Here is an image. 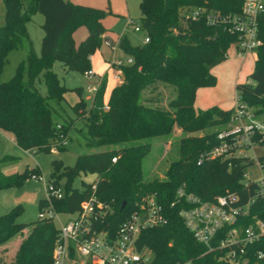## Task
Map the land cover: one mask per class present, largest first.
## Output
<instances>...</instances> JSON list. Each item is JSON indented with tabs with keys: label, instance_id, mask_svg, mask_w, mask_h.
Listing matches in <instances>:
<instances>
[{
	"label": "trees",
	"instance_id": "obj_1",
	"mask_svg": "<svg viewBox=\"0 0 264 264\" xmlns=\"http://www.w3.org/2000/svg\"><path fill=\"white\" fill-rule=\"evenodd\" d=\"M242 2L140 0L139 25L149 41L132 45L127 37H120L118 47L133 58V63L122 66V81L110 90L106 103L104 77L89 107L81 89L73 88L79 100L72 110L78 116L85 113L78 129L85 145L106 149L78 155L72 166L52 160L50 179L57 183L62 177L66 179L65 196L52 200L57 212L71 213L78 208L91 183L74 187L73 179L80 173H94L97 195L114 209L110 217L114 228L137 208L143 195H156L167 221L142 230L137 239L138 248L152 251L150 264H229L217 260L218 251L206 252L186 228L179 215L176 190L184 187L202 200L234 193L237 205L247 204L255 191L254 182H242L244 171L254 160L234 158L229 165V160L205 155L218 144L217 133L227 126L234 108H194L196 90L215 85L211 69L227 58V50L236 43L238 33L229 18L240 16ZM2 5L0 74L9 52L28 39L26 25L32 16L40 13L44 20L39 53L29 42V52L12 77L0 81V131L10 132L25 151L50 152L53 146L63 150L57 138L63 134L68 139L73 120L64 125L53 118L55 109L49 100L61 103L69 90L53 71V64L59 61L64 70L81 74L90 70V57L101 46L105 31L102 20L110 12L69 0H2ZM82 26L87 34L76 44L73 32ZM258 37L262 44L254 50V68L235 90L237 104L246 105L264 119V13L258 19ZM36 82L44 84V94ZM105 104L107 110L103 109ZM175 128L183 133L175 147L176 159L169 162L162 178L147 176L142 160L152 142L169 139ZM206 129L201 135L192 134ZM257 161L264 168V154ZM33 176H41L37 166L26 167L14 177H5L0 171V189L20 185ZM43 203L40 199L39 210ZM21 209L17 205L0 215V249L20 237L9 264H49L57 236L54 222L39 218L30 224L17 222ZM256 218L264 219V199L252 203L239 224L247 226ZM259 251H264V237L247 247L243 264H264V258L257 257ZM0 264H5L1 257Z\"/></svg>",
	"mask_w": 264,
	"mask_h": 264
},
{
	"label": "built area",
	"instance_id": "obj_2",
	"mask_svg": "<svg viewBox=\"0 0 264 264\" xmlns=\"http://www.w3.org/2000/svg\"><path fill=\"white\" fill-rule=\"evenodd\" d=\"M263 13L264 0H243L240 16L229 18L238 33L234 45L238 54L254 51L262 44L258 37V19ZM131 23L132 20L128 19L127 24ZM134 30L140 31V25H135ZM148 41V37L144 36L143 43ZM101 44L112 50L118 48L104 34ZM132 63L133 58L129 55L109 61L114 81L120 83L122 66ZM84 75L92 76L93 72L88 70ZM101 79L99 77L96 84L88 86L93 97ZM103 109L107 110L108 105L105 104ZM217 139L218 144L206 152V156L229 160V165L234 158L254 160L242 178L245 185L254 182L253 196L247 204L237 205L238 197L234 193L202 200L184 187H179L176 190V199L180 204L179 215L194 239L206 248V252H219V262L243 264L247 247L264 237V219H253L244 227L239 224V220L248 214L249 206L257 199H264V168L257 161L258 156L264 154V119L255 115L246 105H238L236 97L233 115L227 126L218 131ZM57 142L59 146L65 147L68 139L59 134ZM56 149L55 146L51 147L52 151ZM111 161L116 162V157ZM254 173L258 175L251 176ZM41 178L42 175L31 179ZM95 182L91 183L89 194L80 201L75 211L62 212L68 218L57 228L49 264H150L152 251L147 247L138 248L137 239L142 230L163 225L167 221L156 195H143L137 208L114 228L110 220L114 209L110 203L99 198ZM64 196V186L48 179L38 218L52 221L57 218L60 212L55 210L52 200ZM257 257L264 258V251H259Z\"/></svg>",
	"mask_w": 264,
	"mask_h": 264
},
{
	"label": "rangeland",
	"instance_id": "obj_3",
	"mask_svg": "<svg viewBox=\"0 0 264 264\" xmlns=\"http://www.w3.org/2000/svg\"><path fill=\"white\" fill-rule=\"evenodd\" d=\"M104 2L105 4L101 6V9L110 11L109 7H111V9L114 10V13H109L105 18V23L111 25L110 31L119 37H127L132 45L142 43L144 38L142 31L134 30V26L139 24L140 0H104ZM3 14L4 8L2 0H0V24L3 22ZM127 18L132 20L129 26L126 25ZM43 20V15L37 13L33 15L31 20L27 23L28 39H23L17 48L9 52L8 61L0 74V81H5L12 77L18 63L24 60L29 52V42H31L33 50L37 54L39 53L43 35V30L41 28ZM84 28L83 26L79 27L73 32V38L76 44L86 36V33L81 36L78 35L79 32L86 29ZM106 48L108 47L102 44L95 52L96 67L101 69L102 74L96 73L93 77L85 76L75 71H66L59 61H55L53 64V71L57 74L61 83L69 89L64 94V100L61 103L49 100L50 105L55 109L53 118L58 124L64 125L67 124L66 122L73 120V122H70L72 128L68 130V143L63 150L56 149L50 152L36 151L30 156L16 145L14 137L10 132L0 131V171L2 175L5 177H14L22 173L26 167L30 169L32 166H37L42 175L40 180L27 179L20 185L0 189V215L19 205L22 209L16 216L17 222L30 224L38 220L39 201L45 197V182L50 179L53 170L52 160H60L64 165L72 166L78 155L106 149L105 146L90 148L85 145L83 136L78 132V129L82 127V116H84L85 113H80L78 116L72 110V105L76 101L73 96H78V94L70 90V88L79 87L83 89L85 93L84 97L88 98V96L91 95V93L89 94L88 86L96 84L97 75H103V73H106V78L109 80L108 91H110L112 83H117L112 80V72L101 56L105 55V58L107 57L106 59L111 61L114 58H123L125 55L118 48L110 51L111 55H108V53H106ZM109 49L112 50L110 47ZM231 49H233V46L230 47V50ZM251 54L254 55V52ZM36 86L41 94L45 93V86L42 82H36ZM164 95L167 94L165 93ZM206 131H208V129L192 134L201 135ZM182 136L183 133L181 130L175 128L169 139L158 138L152 142L150 151L142 160L143 171L147 176H158L162 178L164 170L169 162L177 157L175 147ZM259 151L262 152V150ZM256 175H258V173H254L251 176L255 177ZM96 178L97 175L94 173H80L74 177L73 186L79 187L82 183H92ZM65 182L66 179L64 177L59 180V183L62 185H64ZM67 218L68 216L60 212L57 218L53 220L56 228L60 226L61 222L66 221ZM19 241L20 237H17L0 249V257L4 260L5 264H9L12 261L16 248L15 243Z\"/></svg>",
	"mask_w": 264,
	"mask_h": 264
},
{
	"label": "crops",
	"instance_id": "obj_4",
	"mask_svg": "<svg viewBox=\"0 0 264 264\" xmlns=\"http://www.w3.org/2000/svg\"><path fill=\"white\" fill-rule=\"evenodd\" d=\"M69 1L72 2L73 4H83V5L93 6V7H97V8L99 6H100L99 8H101V6H103V4H105L104 0H69ZM109 8H110L109 9L110 14H111V12L114 13V10H112L111 7H109ZM116 14H118V13H116ZM105 18L102 20V24L105 28V31L103 34L107 36V38L110 40V42L112 44H114L115 46H118V42H119L120 37L117 35H114L110 31L111 25H108L105 23ZM128 19H130V18L126 19V25L127 26H129L127 24ZM26 27H27V25H26ZM27 32H28V30H27ZM85 33L87 34L86 29L79 32L78 35L81 36ZM232 46H233V49L230 50V48H229L227 50V58L211 69V73L213 75H215V77H216L215 85L208 86V87H200L196 90L195 99H194V108L196 110H206L212 106H216V107H219L221 109H231V108L235 107V105H236L235 86L238 83L245 82L247 75H249L252 72V70L254 68V62L256 59V52L252 51V52H254V55L251 54L252 52H246L243 54H238L236 52L234 45H232ZM106 47H108V46H106ZM118 49H119V47H118ZM110 51H113V50H110L109 47L106 48V53H108V55H111ZM95 52L90 57V65H91L90 70L93 72L92 77L95 76L96 73L102 74L101 69H98L96 67ZM101 58L108 64L109 61H108V59H106L107 57L105 58V55H102ZM108 68H109V65H108ZM99 77L106 78V73H103V75H97V82H98ZM112 80L114 81L113 78H112ZM108 81L109 80L106 78V88H105V93H104V102L105 103L108 99L107 95L109 96V93H110V91H108V87H109ZM117 84L118 83H116V84L112 83L111 89L114 86H116ZM73 88H76V87H73ZM73 88L72 89L70 88V90H73ZM81 94L83 97L85 96L83 89H81ZM89 94H90V92H89ZM73 98L76 99L75 102L78 101V96L74 95ZM92 98H93V96L91 93V95L88 96V98L84 99V101L86 102L88 107L91 105ZM23 151H25V150H23ZM25 152L30 156H31V154H33L32 151H25Z\"/></svg>",
	"mask_w": 264,
	"mask_h": 264
},
{
	"label": "water",
	"instance_id": "obj_5",
	"mask_svg": "<svg viewBox=\"0 0 264 264\" xmlns=\"http://www.w3.org/2000/svg\"><path fill=\"white\" fill-rule=\"evenodd\" d=\"M123 206H124V203L122 204L121 208H123Z\"/></svg>",
	"mask_w": 264,
	"mask_h": 264
}]
</instances>
